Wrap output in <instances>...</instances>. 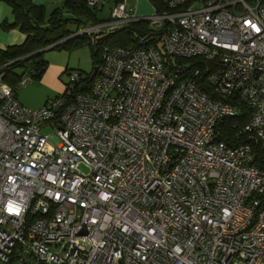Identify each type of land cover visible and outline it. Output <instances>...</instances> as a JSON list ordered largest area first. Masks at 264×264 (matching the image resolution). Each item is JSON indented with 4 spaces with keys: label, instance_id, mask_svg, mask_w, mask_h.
<instances>
[{
    "label": "built area",
    "instance_id": "2783aa9c",
    "mask_svg": "<svg viewBox=\"0 0 264 264\" xmlns=\"http://www.w3.org/2000/svg\"><path fill=\"white\" fill-rule=\"evenodd\" d=\"M157 3L81 28L150 32L40 108L16 99L33 70L14 82L0 65V264H264V170L215 134L241 102L264 147V0Z\"/></svg>",
    "mask_w": 264,
    "mask_h": 264
},
{
    "label": "trees",
    "instance_id": "16d2710c",
    "mask_svg": "<svg viewBox=\"0 0 264 264\" xmlns=\"http://www.w3.org/2000/svg\"><path fill=\"white\" fill-rule=\"evenodd\" d=\"M1 1L8 4L13 16L11 23L2 22L1 27L3 30L17 29L25 35V39L21 44L0 49V65L12 62L8 67V72L15 77L13 79L14 82L20 77L14 72V69L17 67L23 68L24 63H28L32 67L34 79L40 80L48 65L42 59V52L40 51L52 44L66 40L53 48L60 49L79 46L84 41H87L92 47L93 65L97 67L101 64V50L104 46L135 47L138 45V38L150 32L146 22H137L130 23L122 29L100 37H89L81 34L70 38L78 34L81 28L90 24L103 23L109 18L107 20H98L96 17V6L88 5L86 0H63L61 6L53 9L48 16L45 15L44 7L35 5L32 0ZM122 1L114 0V5ZM150 2L158 4L157 0H150ZM156 41L153 40L151 43L155 44ZM179 62L180 64L191 65V69L197 67L200 70V74L197 77L198 86L215 98L206 81V64L199 58ZM91 74L87 76V81L91 79ZM231 99L235 100V98ZM227 102H230V100H227ZM237 105L239 109L237 116L225 117L218 121L215 128L216 139L231 147L248 145L253 155V165L264 170V147L261 146L252 133L244 131V127L249 120V110L241 102H237ZM261 201L264 203L263 197Z\"/></svg>",
    "mask_w": 264,
    "mask_h": 264
},
{
    "label": "rangeland",
    "instance_id": "374dc122",
    "mask_svg": "<svg viewBox=\"0 0 264 264\" xmlns=\"http://www.w3.org/2000/svg\"><path fill=\"white\" fill-rule=\"evenodd\" d=\"M125 3L133 7H138L139 15L137 17L143 18L155 14V12L153 13V6L150 0H125ZM114 6V0H100L96 5L97 19L107 20ZM52 9L54 8H47L45 15L48 16ZM3 21L11 23L13 16L8 4L0 0V33H5V30L1 27ZM2 47L0 46V48ZM91 54L92 47L87 41H84L79 46L42 52V59L48 65L50 64L47 70H45L48 73L47 80L39 82L40 80L33 79L16 91V99L27 108L37 109L42 107V104L48 99L61 96L68 80V74L78 73L80 77L85 78L92 73L94 65ZM24 67H17L14 69V72L20 76L24 71L32 69L28 63H24ZM42 133L52 134L51 130L46 128L42 129Z\"/></svg>",
    "mask_w": 264,
    "mask_h": 264
},
{
    "label": "crops",
    "instance_id": "0c3cea01",
    "mask_svg": "<svg viewBox=\"0 0 264 264\" xmlns=\"http://www.w3.org/2000/svg\"><path fill=\"white\" fill-rule=\"evenodd\" d=\"M32 2L35 5L38 6H43L45 11L47 8H57L60 7L63 0H32ZM153 6V5H152ZM138 7L135 6V15H139L138 13ZM53 10V9H52ZM155 9L153 6V13H154ZM25 39V35H23L22 33H20L17 29L14 30H10V31H5V33H0V46L2 48L0 49H5L7 46H11V45H19L21 44ZM50 65V64H49ZM47 65V67L49 66ZM47 70V68H46ZM48 78V73H46V71L43 73V75L40 78V81H46ZM45 103V102H44ZM44 103L42 104V106L44 105Z\"/></svg>",
    "mask_w": 264,
    "mask_h": 264
},
{
    "label": "water",
    "instance_id": "95a60500",
    "mask_svg": "<svg viewBox=\"0 0 264 264\" xmlns=\"http://www.w3.org/2000/svg\"><path fill=\"white\" fill-rule=\"evenodd\" d=\"M79 34H76V35H73V36H71L70 38H72V37H76V36H78ZM64 41H66V40H63V42ZM61 42H59V44H60ZM58 44H56V46H57ZM54 47H51V48H45V49H43V50H41L40 52H44V51H47V50H52ZM39 52V53H40ZM96 69H97V67H94L93 68V71H92V76H94V74H95V72H96Z\"/></svg>",
    "mask_w": 264,
    "mask_h": 264
}]
</instances>
